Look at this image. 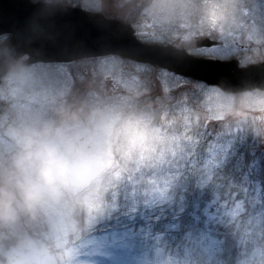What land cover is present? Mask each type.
<instances>
[{
	"label": "trees",
	"instance_id": "trees-1",
	"mask_svg": "<svg viewBox=\"0 0 264 264\" xmlns=\"http://www.w3.org/2000/svg\"><path fill=\"white\" fill-rule=\"evenodd\" d=\"M51 1L100 11L89 0ZM134 1L138 7L125 20L134 30L143 19L151 21L161 38L149 43L169 44L165 37L179 32L217 41L224 31L234 35L245 27L264 35V0H128ZM231 49L210 57L235 59ZM193 83L188 100L194 120L176 112L174 125L167 126L143 117L119 119L106 137L110 155L101 156L109 165L83 187L68 188L65 177L52 183L49 195H39L31 212L24 211L25 198L21 206L15 203V212L0 219V264L31 258L43 247L45 254L52 247L80 253L79 245L89 239L105 236L98 242L110 243L123 232L126 238L116 242L126 245L122 250L151 264H264V155L257 151L255 119L250 115L218 131L196 117L242 103L251 112L264 109V92L229 96ZM83 139L67 149L81 155ZM59 184L62 190L55 193Z\"/></svg>",
	"mask_w": 264,
	"mask_h": 264
},
{
	"label": "rangeland",
	"instance_id": "rangeland-1",
	"mask_svg": "<svg viewBox=\"0 0 264 264\" xmlns=\"http://www.w3.org/2000/svg\"><path fill=\"white\" fill-rule=\"evenodd\" d=\"M43 1L45 4L55 2ZM62 1L65 2L57 0L56 3ZM89 1L93 5L92 10L97 6L100 10L97 13L107 18L112 16L120 22H128L124 15L126 12L131 13L139 4L128 0ZM245 29L244 32H235L234 35L224 31L219 40H215L217 44L212 48L216 49L195 48L196 40L206 38L204 36L207 35L193 37L191 33L179 32L171 37L166 36L165 39L169 42L166 45L188 50L191 54L199 51L198 55L204 59H214L210 57L212 54L228 55L234 51L231 48H234V58L241 66L262 62L264 35H259L258 29L252 27ZM159 34L151 21L143 19L141 24L136 26V37L147 44L159 45L149 43V38L159 40ZM114 59L108 57L71 65H51L46 70L37 68L30 72L24 68H16L13 74L1 81L0 184L18 197L15 200L16 207L23 204L19 202L24 200L29 191H38L41 196L49 195V188L53 187V184L46 183L39 175L37 160L26 159L21 153L13 136V131L17 128L28 127L41 133V151L52 152L64 162V178L69 177L67 180L70 183H66L69 188V185L83 187L109 165L104 163L101 156L110 155L106 145L107 138L111 136L108 133L119 119L143 117L157 125L166 126L174 125V112L178 115L187 113L190 120L195 119L192 104L188 100L192 98L191 91L195 89L194 81L158 68L120 59H115L118 61L116 62ZM242 104L245 107L220 106L208 114L201 113L196 117L209 129L219 131L223 128H233L234 124L244 117L253 116L258 138L257 151L264 155V109L251 112L249 107ZM96 137L97 140H94ZM79 139H83L82 152L81 155H75L67 146L71 141ZM139 151L135 150L133 154L140 155ZM56 187L58 189L54 191L59 193L63 185ZM126 235V232H123L121 237L111 236L110 243L98 242L105 236L97 242L95 239H89L79 245L80 249L77 251L80 253L56 251L52 247L47 249L45 254L43 247L41 251L32 252L29 255L31 258L24 256L9 264H151L152 262L140 261L139 256L137 261L122 250L126 245L116 242L126 238ZM81 253L82 257L79 256ZM42 254H45V258H42Z\"/></svg>",
	"mask_w": 264,
	"mask_h": 264
},
{
	"label": "water",
	"instance_id": "water-1",
	"mask_svg": "<svg viewBox=\"0 0 264 264\" xmlns=\"http://www.w3.org/2000/svg\"><path fill=\"white\" fill-rule=\"evenodd\" d=\"M0 84L16 68L71 65L114 57L217 88L224 95L264 92V62L241 66L189 54L172 45L141 43L132 25L61 4L0 0ZM208 38L197 49L212 48ZM1 109V104H0Z\"/></svg>",
	"mask_w": 264,
	"mask_h": 264
},
{
	"label": "clouds",
	"instance_id": "clouds-1",
	"mask_svg": "<svg viewBox=\"0 0 264 264\" xmlns=\"http://www.w3.org/2000/svg\"><path fill=\"white\" fill-rule=\"evenodd\" d=\"M18 147L26 159H36L39 175L52 184L63 179L66 174L64 162L52 152L41 151V133L28 128H17L13 131ZM38 191H29L25 195L24 211L31 212L39 199ZM15 194L3 184H0V219L8 218L15 212Z\"/></svg>",
	"mask_w": 264,
	"mask_h": 264
},
{
	"label": "bare ground",
	"instance_id": "bare-ground-1",
	"mask_svg": "<svg viewBox=\"0 0 264 264\" xmlns=\"http://www.w3.org/2000/svg\"><path fill=\"white\" fill-rule=\"evenodd\" d=\"M1 39H6L7 40L8 39V36L1 37L0 40Z\"/></svg>",
	"mask_w": 264,
	"mask_h": 264
}]
</instances>
